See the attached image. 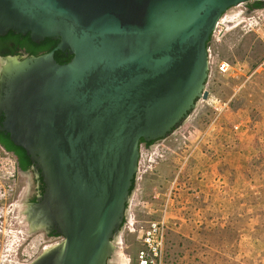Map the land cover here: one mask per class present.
Here are the masks:
<instances>
[{"label":"water","instance_id":"obj_1","mask_svg":"<svg viewBox=\"0 0 264 264\" xmlns=\"http://www.w3.org/2000/svg\"><path fill=\"white\" fill-rule=\"evenodd\" d=\"M246 1L0 0V35L58 39L40 55L0 56V129L37 160L42 202L65 236L43 257L64 252L63 264H90L98 252L113 256L140 139L163 137L207 98L212 31ZM55 49L70 59L56 62ZM25 215L32 229H48L44 217Z\"/></svg>","mask_w":264,"mask_h":264},{"label":"rangeland","instance_id":"obj_2","mask_svg":"<svg viewBox=\"0 0 264 264\" xmlns=\"http://www.w3.org/2000/svg\"><path fill=\"white\" fill-rule=\"evenodd\" d=\"M220 25L208 45L207 98L153 145H140L109 264L120 250L137 264V230L163 217V264H264V25ZM32 191L30 175L0 147L4 264H27L51 242L26 219Z\"/></svg>","mask_w":264,"mask_h":264},{"label":"flooded vegetation","instance_id":"obj_3","mask_svg":"<svg viewBox=\"0 0 264 264\" xmlns=\"http://www.w3.org/2000/svg\"><path fill=\"white\" fill-rule=\"evenodd\" d=\"M257 1L258 0L246 1L243 4V6H246L247 8H251L253 6V4H255ZM16 34H21L20 36H18V40H16V41L12 37L0 39V52L13 51L12 55L17 56L19 59H23L24 57L30 56L27 54L26 49L24 47H22L21 45H19V42H18L19 40H23L28 33H24V34L16 33ZM2 35H4V34H2ZM28 36H29V34H28ZM61 51H64L66 54H69L66 50H61ZM0 56H2V55H0ZM4 86H3L1 79H0V101L2 100L1 96L5 95V91H3ZM3 119H4V113L2 110H0V126L2 125ZM179 123L175 124L171 130H173ZM0 130L2 131V135L4 137L6 136V137H8V139H10L9 134L7 132H5L2 129H0ZM161 138L162 137L151 139V140L147 141V142H149L147 145H145L144 143L143 144L145 146H150V145H153L158 140H160ZM0 147L5 152H7L11 156H13L15 163H16V167H17L18 156L16 155V152L13 149H8L1 142H0ZM28 157H29L30 162H29V167L27 169L20 170L17 167V169L20 172L28 173L30 175V181L33 184V191L31 192V194L29 195L27 200H29L31 195L34 194L35 195V202H28L29 205L27 207L28 208L27 210L33 216H42L46 219V221H47L46 225H47L48 229H43V228L42 229L45 232V234L50 238V241H51L47 247H54V246L61 247L65 242V236L61 232H59V230H58L59 225L56 223L55 218L52 216V213L49 212L47 205L42 202V198L44 196L43 194H44V189H45V183L43 182L41 171H40L39 166H38V162L35 158H33V156L29 155ZM41 181L43 182L42 191H40V182ZM124 219H125V214L123 215L122 221L119 224L120 227L123 224ZM115 229L116 228H113L112 232H114ZM63 253L64 252H49L46 256L43 257V252H39V254L37 256H35V258L40 257V256H41V258L35 264H63V257L60 255ZM109 257H110V252H98L96 257L92 260V262L90 264H109ZM35 258H33L27 264H30ZM0 264H4V260H2L0 262Z\"/></svg>","mask_w":264,"mask_h":264},{"label":"built area","instance_id":"obj_4","mask_svg":"<svg viewBox=\"0 0 264 264\" xmlns=\"http://www.w3.org/2000/svg\"><path fill=\"white\" fill-rule=\"evenodd\" d=\"M245 2L238 3L233 7H238L228 19L225 21V27L231 25L230 29L234 25H239L240 23L251 27L259 22L264 25V4L257 8H247L243 6ZM240 6V7H239ZM224 14L217 21L211 37L219 39L218 35L221 31V23L224 18ZM263 22V23H262ZM261 39L264 43V31H260ZM225 67L224 63L220 64V68ZM258 68L264 70V58L258 65ZM257 69V68H256ZM137 237L140 240L141 247L137 250L135 257L137 264H163V243H164V231L165 223L164 217L155 220H149L144 226H141L138 230Z\"/></svg>","mask_w":264,"mask_h":264},{"label":"trees","instance_id":"obj_5","mask_svg":"<svg viewBox=\"0 0 264 264\" xmlns=\"http://www.w3.org/2000/svg\"><path fill=\"white\" fill-rule=\"evenodd\" d=\"M263 4H264L263 1L258 0L255 4H253L251 8H257V7L262 6ZM20 35L21 34L14 33L12 30H8L6 34L0 35V39L12 37L16 41L18 40V36ZM18 42H19V45H21L22 47L26 49V52L28 55L36 56V55L46 53L49 50H52L54 46L56 45V43L58 42V39L51 38V37H45L38 42H34L30 40L27 34L23 40H19ZM12 54H13V51L0 52V55L2 56L12 55ZM53 57L56 60V62L65 63L66 61L70 59L71 54H66L64 51L55 49L53 50ZM0 142L3 143L8 149H13L16 152V155L18 156V164H17L18 169L25 170L29 167V162H30L29 157H28L29 155L25 152V150L22 147L14 145L13 142H11L10 139H8V137L6 136L4 137L2 135L1 130H0ZM140 143H144L145 145H147L149 142L143 139H140ZM133 185H134V182L131 185L130 191L132 190ZM42 187H43V182L41 181L40 191H42ZM28 202H35L34 194L31 195Z\"/></svg>","mask_w":264,"mask_h":264},{"label":"bare ground","instance_id":"obj_6","mask_svg":"<svg viewBox=\"0 0 264 264\" xmlns=\"http://www.w3.org/2000/svg\"><path fill=\"white\" fill-rule=\"evenodd\" d=\"M223 19H225V17ZM223 19H222V21H226L228 18L225 19V20H223ZM227 27L229 28L230 26H228V24H227ZM116 259H117L116 261L118 262V264H129L128 256L121 250L117 253V258Z\"/></svg>","mask_w":264,"mask_h":264}]
</instances>
